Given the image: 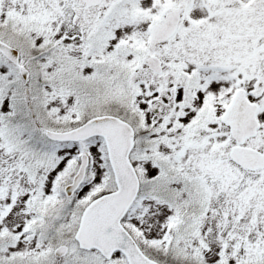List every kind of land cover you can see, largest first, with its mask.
Listing matches in <instances>:
<instances>
[{
    "label": "snow or ice",
    "instance_id": "obj_1",
    "mask_svg": "<svg viewBox=\"0 0 264 264\" xmlns=\"http://www.w3.org/2000/svg\"><path fill=\"white\" fill-rule=\"evenodd\" d=\"M0 264H264V0H0Z\"/></svg>",
    "mask_w": 264,
    "mask_h": 264
}]
</instances>
